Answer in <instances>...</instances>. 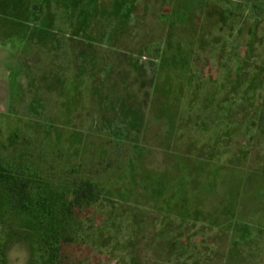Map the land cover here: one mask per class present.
Returning a JSON list of instances; mask_svg holds the SVG:
<instances>
[{"label": "rangeland", "instance_id": "1", "mask_svg": "<svg viewBox=\"0 0 264 264\" xmlns=\"http://www.w3.org/2000/svg\"><path fill=\"white\" fill-rule=\"evenodd\" d=\"M54 2L50 14L41 0H33L28 16L11 13L15 8L0 12V138L16 131L33 152L39 141L51 169L63 170L68 162L111 192L103 215L94 216L92 242L81 247L82 260L264 264V8L239 9L231 0H136L131 29L119 39L123 53L108 51L93 68L98 57L90 62L96 52L87 41L107 31L104 40L92 41L103 53L111 45L114 21L108 13L95 17L75 37V15L60 0ZM188 9L195 17L192 28L171 31L170 14ZM166 14L168 20L162 18ZM50 19L60 41L52 46L43 41V52L26 64L33 51L28 29L47 28ZM165 42L187 48L188 72L174 66L166 71ZM129 55L141 66L139 76ZM61 74L68 84L58 89L54 77ZM23 75L38 76L31 88L27 79L18 86ZM156 75L168 78L171 96L168 105L157 96L148 109L141 98L151 92ZM106 76L114 84L111 91L101 87ZM143 82L145 89L139 86ZM250 87L256 88L245 96L251 108H241L239 122L231 124L224 109ZM127 97L123 105L120 99ZM121 107L140 109V130L129 126V113ZM164 107L170 118L162 114ZM207 111L208 125L199 124ZM9 257L10 264H27L24 242L14 240Z\"/></svg>", "mask_w": 264, "mask_h": 264}, {"label": "trees", "instance_id": "2", "mask_svg": "<svg viewBox=\"0 0 264 264\" xmlns=\"http://www.w3.org/2000/svg\"><path fill=\"white\" fill-rule=\"evenodd\" d=\"M60 1L65 4L64 6L70 11L72 17L75 15V19L78 21L73 32V36L75 37L81 31L86 30L95 17L96 20L98 17L104 19L103 15L108 13L109 19L114 21L115 27H112L111 45L106 47L103 53L101 52L99 54L97 52L96 46H93L94 42L92 41L98 42L104 40L107 31L103 30L101 35L96 34L95 37L87 41L88 46L94 47V52H96L93 58L91 60L89 59L90 62L92 63V60L98 57L97 60L93 61V68L101 65L102 62L99 60V56L106 57L108 51L123 53L124 49L120 45L119 39L122 33H126L131 29L130 24L134 15L133 7L136 0H109V2H106V0L105 2L104 0ZM231 1L239 9L248 4L251 5L252 9L264 8V0H237V3L236 0ZM41 2L46 4V11L50 14L52 6L55 4L54 0H41ZM170 15L173 16V19L168 22L171 31L173 27H186L189 30L195 24L194 13L190 9L177 10ZM162 18L164 20L169 19L167 14L163 15ZM47 23H49L47 28L37 29L31 27L28 29L30 40L33 43V51L26 61V64L28 61L33 62V57L43 52L40 51L42 50L43 41H46L47 45L52 46L51 41L59 40L56 37V33L50 28L52 19ZM169 42L167 44L166 42L164 43V50L161 57V62L164 63L162 64L166 71L168 72L166 67L170 69L174 66L181 73L188 72L190 56L188 55L187 48L183 44H177L174 49L172 46L173 43L169 44ZM160 51V49H157L156 53L158 54ZM134 54L136 53L134 52ZM132 56L129 55L127 57H129V61L134 70L136 71L138 69L136 74L139 76L142 71L141 66H138V61L132 58ZM139 56L145 57L142 53ZM155 57L158 59L157 56ZM167 61H170V63H167ZM29 62L28 65L30 64ZM87 63L89 64V61ZM104 64L105 66L107 65V63ZM31 68L33 69L32 65H30L29 69ZM85 70L82 71V76L87 71ZM111 71V68H109L108 72L110 73ZM158 75L151 81V92L149 95L147 93L141 98V106L145 108L148 107L149 109V106L157 96L162 97L163 102L167 103V105L169 103L171 83L168 78L161 81ZM62 76L61 74L54 77L55 82L57 81L59 83L58 89L64 88L68 84L64 77L61 78ZM82 76L77 75L75 77L76 81L82 82ZM37 77L30 78L28 75H23L19 83H21V80L23 82L24 79H27L28 81L25 83V86L31 88L34 85L33 81ZM259 77L258 75L257 79ZM109 78L110 76H106L105 83L101 86L106 88L107 91H111L114 88L112 86L114 84H108V81H110ZM45 80V78H42V81ZM48 85L54 86L55 84ZM18 86L23 87L24 85L21 83ZM139 86L145 89L144 82L140 83ZM255 89L254 87L248 88L246 94L243 95L244 97L240 96V98L232 102L233 104L231 103L224 109L226 110L224 114L228 122L232 124L239 120L237 115L241 111V108H251V102L245 96L252 94L251 92H254L253 90ZM21 90L18 88L17 92L20 93ZM111 96L102 95L104 98ZM112 99L115 101L114 97ZM127 100L128 97L120 99V102H123V105H125ZM121 110L128 111V116L131 119V121H128L129 126L139 129V124H143V121L140 119V109H126V107H121ZM168 110V107H164L161 112L164 115L167 114L170 118ZM206 114L205 118H202L203 120H199V124L205 123V126L208 125L206 124L208 123L207 120L211 118L212 114L209 111ZM181 117H183L182 114ZM175 119L178 120V118ZM211 120L214 119L212 118ZM210 123L213 122L211 121ZM74 131L75 135L73 138L75 141H80V138L77 136L78 132L76 130ZM57 145H59L58 142ZM35 147L38 152L31 151V143L26 137H20L16 131L4 140L0 138V209L2 211L0 216V264H10L9 250L14 240L24 242V246L29 253L27 264H88L80 256L81 247L91 245L90 231L93 230L91 227L92 225L94 226L96 221L94 216L103 215V210L105 209L104 203L109 199L111 192H108V189H106L101 181H95L92 178L79 175L78 169L74 168L68 162H66L63 170L58 172L54 171L51 169L52 162H49L45 158L39 141L36 142ZM163 149L166 153H169L166 151L167 147ZM215 153V151L210 152V158ZM137 155H142L141 146H137ZM47 163H49L48 166L50 169L47 168ZM159 187L164 189L165 181ZM244 225L249 226V223L245 222Z\"/></svg>", "mask_w": 264, "mask_h": 264}, {"label": "crops", "instance_id": "3", "mask_svg": "<svg viewBox=\"0 0 264 264\" xmlns=\"http://www.w3.org/2000/svg\"><path fill=\"white\" fill-rule=\"evenodd\" d=\"M15 8L13 14H33V0H0V12L2 10Z\"/></svg>", "mask_w": 264, "mask_h": 264}]
</instances>
